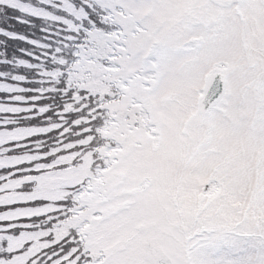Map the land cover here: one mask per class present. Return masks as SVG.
<instances>
[{
  "label": "snow or ice",
  "instance_id": "6c2138e0",
  "mask_svg": "<svg viewBox=\"0 0 264 264\" xmlns=\"http://www.w3.org/2000/svg\"><path fill=\"white\" fill-rule=\"evenodd\" d=\"M0 264H264V0H0Z\"/></svg>",
  "mask_w": 264,
  "mask_h": 264
}]
</instances>
